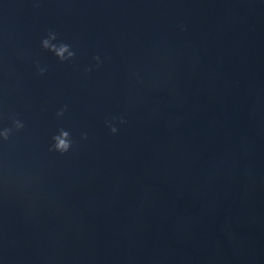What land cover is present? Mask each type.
I'll return each instance as SVG.
<instances>
[{
    "label": "water",
    "instance_id": "1",
    "mask_svg": "<svg viewBox=\"0 0 264 264\" xmlns=\"http://www.w3.org/2000/svg\"><path fill=\"white\" fill-rule=\"evenodd\" d=\"M0 264H264V0H0Z\"/></svg>",
    "mask_w": 264,
    "mask_h": 264
},
{
    "label": "clouds",
    "instance_id": "2",
    "mask_svg": "<svg viewBox=\"0 0 264 264\" xmlns=\"http://www.w3.org/2000/svg\"><path fill=\"white\" fill-rule=\"evenodd\" d=\"M50 38L54 39L55 37L51 36ZM43 45L45 47H48L49 46L48 45V41L45 40L43 42ZM55 51H56V55L58 57H60L61 59H65L64 53L68 51V47L66 45H62L58 49H55ZM68 55L70 57V56L73 55V53L68 52ZM95 59L97 61H99V57H96ZM60 114H62V113H58V115H60ZM110 131L115 133L117 131V129L115 127H111ZM67 137H68V133L62 131L58 137L54 138L56 140L55 147H56L57 150L63 152V151H66L69 148L70 144H69V141L67 140Z\"/></svg>",
    "mask_w": 264,
    "mask_h": 264
}]
</instances>
